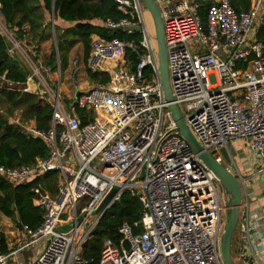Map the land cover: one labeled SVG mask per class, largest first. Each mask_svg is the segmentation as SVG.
<instances>
[{
  "label": "built area",
  "instance_id": "2783aa9c",
  "mask_svg": "<svg viewBox=\"0 0 264 264\" xmlns=\"http://www.w3.org/2000/svg\"><path fill=\"white\" fill-rule=\"evenodd\" d=\"M115 1L134 21L106 25L140 27L142 54L133 71L125 57L137 47L93 38L86 68L108 74L110 82L79 90L65 105L59 91L55 94L28 60L31 74L22 91L37 94L35 78L41 79L52 107L50 128L42 132L32 123H13L42 140L48 157L31 167L0 166V178L18 186L55 172L56 192L34 188V204L43 211V221L35 231L23 226L27 241L10 253L0 252V264H25L23 250L32 251L30 264H86L81 256L84 243L125 193L141 204L142 217L134 227H142V232L134 234L123 224L122 241L115 246L105 240L98 264H224L221 236L230 204L222 205L220 181L177 131L161 86L154 28L147 26L141 0ZM199 1L154 0L173 103L202 150L217 163L226 162L221 153L225 150L230 172L237 157L262 173L264 45L249 36L264 0H250L249 10L240 13L228 0H211L205 32ZM1 34L20 46L5 27ZM79 62L72 60L73 75L80 70ZM76 109L92 110L95 120L81 126ZM235 142L243 149H235ZM233 175L241 188L233 263L264 264V213L249 208L256 197L250 180Z\"/></svg>",
  "mask_w": 264,
  "mask_h": 264
},
{
  "label": "trees",
  "instance_id": "16d2710c",
  "mask_svg": "<svg viewBox=\"0 0 264 264\" xmlns=\"http://www.w3.org/2000/svg\"><path fill=\"white\" fill-rule=\"evenodd\" d=\"M228 1L236 13L250 8V0ZM210 5L211 0L199 1L198 15L204 32ZM118 7L115 0H0V16L5 29L19 45L33 48L32 57V52H27L29 58L35 64L40 60L51 74L68 68L69 54L77 45L82 47L83 62L86 63L93 38L118 39L137 47L136 51L128 50L125 57V63L133 71L142 54L140 34L114 32L106 25L108 21L114 24L124 20L134 21ZM256 39L264 45V23L259 26ZM85 69L92 85H107L110 82L108 74L92 73ZM30 74L22 60L11 54L10 46L0 32V166L4 168L31 167L37 160L48 157V148L42 140L29 136L10 121L17 112L20 113V123L31 122L42 132L50 128L52 107L48 100L38 94L22 91ZM70 102L67 101L68 104ZM75 113L81 126L95 120L92 110L76 109ZM56 183L55 172H48L31 183L18 186L0 178V213L12 221L18 217L23 226L31 231L37 230L43 221V211L34 205V188L39 186L43 191L55 194ZM141 217L142 207L138 199L123 194L105 212L84 243L81 256L86 264L99 263L105 240L115 246L120 244L122 236L119 228L123 224L130 226L134 234H140L142 227H134V224L139 223ZM0 252L8 253L1 232Z\"/></svg>",
  "mask_w": 264,
  "mask_h": 264
},
{
  "label": "water",
  "instance_id": "95a60500",
  "mask_svg": "<svg viewBox=\"0 0 264 264\" xmlns=\"http://www.w3.org/2000/svg\"><path fill=\"white\" fill-rule=\"evenodd\" d=\"M145 6L146 11L149 13L153 28L155 32L156 44H157V55H158V66H159V77L161 81L162 90L164 93V98L166 103H168V110L170 111L173 120L176 123L177 131L181 137L188 143L192 152L197 156V158L210 170L214 173L217 179L220 181V184L225 189L227 193L230 194V210L227 215V220L225 227L221 236V255L224 264H234L231 257V240L233 233L235 232L239 207L241 203V188L235 178V176L223 165L217 163L207 152L203 151L201 146L198 144L189 128L185 124L177 106L173 103L171 96L169 77H168V68H167V51L164 44V35H163V26L162 21L159 16L158 8L154 0H141ZM114 32H124L130 33L140 32V27L138 26H124L116 27L112 29ZM24 131V129L22 128ZM226 162H229L228 155L225 150L221 151ZM114 191H111L110 194L104 199L99 209L104 208V206L109 201ZM17 229L21 230L23 225L20 222L19 218L16 219Z\"/></svg>",
  "mask_w": 264,
  "mask_h": 264
},
{
  "label": "rangeland",
  "instance_id": "374dc122",
  "mask_svg": "<svg viewBox=\"0 0 264 264\" xmlns=\"http://www.w3.org/2000/svg\"><path fill=\"white\" fill-rule=\"evenodd\" d=\"M141 4H142L143 11L145 12L144 17L147 18L145 6H144L142 1H141ZM146 23H147L148 28L150 29L149 21ZM151 23H152V20H151ZM152 26H153V23H152ZM3 28H4V24H3V20L0 16V32H3ZM7 43L10 46L11 54L19 57L22 60V62L24 63V65L30 70L29 63H28V60L30 58L28 57L27 52H32V54H30L32 57V55H33L32 49L33 48L32 47H26L24 44H20L19 47H15V46L11 45L8 41H7ZM75 57L79 58V60H80V62H79L80 70L76 75H73L72 60ZM82 60H83L82 51H81V49H79L76 51L74 56H72L68 60V68L62 72L57 71L54 74L49 73V71L47 69H45V67L42 66L40 60H38L39 62L36 63V65L38 66V69L41 73V77L46 81V84L49 85V88L55 94H57V91H59V99L65 105L68 104L67 101L65 100L66 97L73 100L76 97V95L79 93V89H80V91H87L90 89L91 86H95V85H92L89 81H88L89 83L86 84V81L88 80V78H87L86 69L83 66ZM35 79L37 81H35L34 83L38 84L37 94L45 97L49 101L50 100L49 96L44 93L46 91V87L41 86V84L44 86V83L41 82V84H40V82H39V81H41L40 78H35ZM19 114L20 113L16 112L15 117L12 119L13 121L12 120H10V121L15 122L16 119H19ZM24 124L22 123V125H24ZM222 165L225 167L229 166L226 162L223 163ZM256 182L258 183V187L260 189H264V173L263 172L259 174V178L256 179ZM218 187H219V195H220L222 205L226 208L227 205L230 204V194L225 191V189L222 187V185L220 183H219ZM228 212L225 211V213H224V221L226 220ZM235 241H236V232L233 233L232 240H231V257L233 259L235 257L234 256L235 255L234 254V252H235V250H234Z\"/></svg>",
  "mask_w": 264,
  "mask_h": 264
},
{
  "label": "crops",
  "instance_id": "0c3cea01",
  "mask_svg": "<svg viewBox=\"0 0 264 264\" xmlns=\"http://www.w3.org/2000/svg\"><path fill=\"white\" fill-rule=\"evenodd\" d=\"M146 16H147L146 22L149 21L150 29H151V25H152L151 18L148 15H146ZM262 23H264V10L259 14V16H258V18H257V20H256V22L252 28V31L250 32L249 39L251 42L257 41L256 33H257L259 26H261ZM79 49H81L82 55H83L82 47L80 45H77L70 52L68 60L72 56H74L76 51ZM82 63H83L84 68H86V65H85L86 63H84L83 60H82ZM88 83L89 82L87 80L86 84H88ZM91 87H93V86H91ZM65 100L68 102L72 101V99L67 98V97L65 98ZM29 123H31V122H29ZM234 147L237 150L243 149L242 144L239 142H235ZM234 160H235V165H234V167H230L231 172L233 174H235L236 176H238V173H239L241 177L249 179L251 187L256 194L255 200L251 201L249 203L250 210H259V211L264 213V189H260L258 187V183L256 182V179L259 178V174H260V173L259 174L257 173L259 171V169H256L253 165L245 163L240 158L236 157ZM16 219H17V217L15 218V221H12L11 219L5 217L3 214L0 213V232L5 237V242H6V246L8 249V253L12 252L13 250H15L16 248H18L24 242L27 241L25 233L22 231V229L21 230L17 229ZM22 255H23V258L25 260V264H30V262H32V260L34 259V255H33L32 251L23 250Z\"/></svg>",
  "mask_w": 264,
  "mask_h": 264
}]
</instances>
